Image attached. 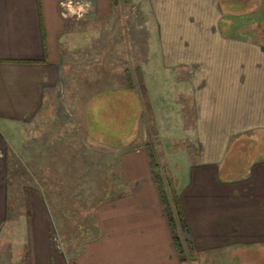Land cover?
<instances>
[{"label":"crops","instance_id":"obj_1","mask_svg":"<svg viewBox=\"0 0 264 264\" xmlns=\"http://www.w3.org/2000/svg\"><path fill=\"white\" fill-rule=\"evenodd\" d=\"M137 3L148 21L158 23L154 57L161 56L168 73L163 80L183 77L192 90L199 155L186 158L176 176L193 245L189 263L219 264L216 252L222 251L225 264H264V0H131L127 7ZM119 8L112 0H0V254L6 250L12 264L26 262L10 229L19 224L23 244L33 247L28 264H183L145 146L143 101L127 78L128 69L143 81L153 71L150 29L144 26L145 42H137L133 32V45H122ZM251 12L261 20L255 29L238 23ZM131 46L129 66L115 64L121 57L115 51ZM137 52L144 57L137 58ZM106 65L126 75L116 80L122 88L98 86L88 91L87 96L95 94L83 109L82 102L73 109L80 110L86 135L93 131L94 145L114 150L123 191L98 207V238L66 251L37 181L21 186L22 206L12 211L21 215L20 223L10 227L8 133L14 136L17 125L55 114L59 87L77 83L76 67L97 72ZM77 90L71 95L78 99ZM167 107L158 110V122L167 119ZM238 133L247 135L241 144L246 149L228 157ZM258 139L261 148L254 152ZM180 174L188 177L181 189Z\"/></svg>","mask_w":264,"mask_h":264},{"label":"rangeland","instance_id":"obj_2","mask_svg":"<svg viewBox=\"0 0 264 264\" xmlns=\"http://www.w3.org/2000/svg\"><path fill=\"white\" fill-rule=\"evenodd\" d=\"M127 6L128 3L119 5L120 16H122L121 44L133 45L134 42L131 43L132 38L134 39L133 32L136 33L135 40L137 42H145L143 29L144 26H147L150 29L148 40L152 43L151 53L154 58L151 68L153 71L144 74L145 81L136 80L134 82V87L137 90L143 91L144 89L146 91L145 95L143 91L142 100L144 135L147 137V141L153 144L157 158L165 168L170 188L179 193L177 170L181 169L184 164H188L186 158L194 161L197 160L199 155V141L195 137V130H193L195 105L192 101L191 86L183 77L174 78V82H172L173 79L170 81L163 80L165 74L168 73L159 61L161 56L154 57L155 48L156 46L157 49L159 47L158 23L152 17L148 21L147 15H144L138 3ZM146 9H149V7L147 6ZM260 11L262 14L264 13V9ZM255 21L258 24L261 20L258 19L257 13L251 12L248 15L246 13L242 15L238 23L241 25L250 23L251 28L255 29L257 26L254 24ZM83 28L86 30L85 25ZM92 34H88V38ZM71 52L70 50L69 53ZM115 52H119L121 57L116 59L114 63H123L125 66L127 63L126 67H128L129 59L134 57L133 46L129 50L121 49V51L117 50ZM129 52L132 55L130 57H128ZM137 53V58L144 57L143 52H140L141 57L139 52ZM85 67V72L79 67L75 69V74H78L75 76L78 84L73 83L71 85L69 83L70 87H68V83H65V85L59 87L55 114L47 115L33 124L17 125L19 128L14 136H12V132L8 133L11 142L9 147L10 227L15 221L20 223L21 215L17 218L13 212L19 210L22 206L18 205L21 186L25 182L37 181L42 187L40 188L42 198L46 201L61 246L66 251L72 250L74 252L81 250L87 241L98 238L95 232V213L98 207L101 203L108 202L115 194L123 191L122 186H118L123 182H121L122 179L119 175L120 169L114 150L104 145H94L96 142H94L95 135L93 131L86 135L82 114L80 110L76 112L73 107L82 102L83 109L85 104L91 100V96L95 94V92H92L87 96L88 91L91 92L98 86H105L101 87L103 89L113 88L114 86L122 88L124 83L122 81L116 83V80H120L121 77L125 80L126 75L122 72L116 73L107 65L105 67L101 66L102 68L99 67L97 72L92 71L89 66ZM114 69L117 70V68ZM80 70L82 72H79ZM72 89H78L76 92L78 99L74 95L72 97ZM168 96L172 98L175 96L172 106H170L172 98L169 99ZM164 105H167V108L170 107L167 119H161L158 122L156 115H158V110L160 113L164 110ZM175 109L179 111L176 112ZM140 112L141 109L138 108L136 115H140ZM149 124H151V129ZM258 134L260 135V132H252L253 136ZM87 136L89 139H87ZM246 136L242 133L235 134L228 148V157H239L243 153L246 146L241 148V144L246 143L248 138ZM18 142L20 143L18 144ZM260 142L261 140L258 139L259 146L255 147L254 152L261 148ZM226 163L228 162L226 161ZM187 179V176L182 177L180 174V189ZM29 215L31 221L33 217L32 209ZM21 228L22 225L19 224L18 228L15 225L10 229L16 234L15 236L19 237V247L17 248L22 250L20 253L25 257V264H28V253L33 247L32 245L23 244ZM3 250L5 249L3 248ZM5 251L2 255L0 254V260L3 259V262L12 264L8 257L5 258L7 253ZM216 253L222 258H219L218 263L222 264L223 262L225 264L224 252L217 251ZM209 256L211 257V255L208 254V259L212 261ZM5 259H8V262Z\"/></svg>","mask_w":264,"mask_h":264},{"label":"trees","instance_id":"obj_3","mask_svg":"<svg viewBox=\"0 0 264 264\" xmlns=\"http://www.w3.org/2000/svg\"><path fill=\"white\" fill-rule=\"evenodd\" d=\"M130 1L131 0H112V3L115 6H119L122 3H129ZM127 78L129 85L132 87H134V82L136 80L143 81L140 78H134L129 69L127 71ZM143 91L145 95L146 91L144 89ZM143 91H139L142 100ZM145 146L150 157L154 180L160 192L161 203L173 233L176 250L183 264H190L189 261L193 260L191 254L193 245L190 237V227L182 207L181 199L179 200L178 193L170 188L168 176L165 174L164 168L157 158L153 144L147 142Z\"/></svg>","mask_w":264,"mask_h":264}]
</instances>
